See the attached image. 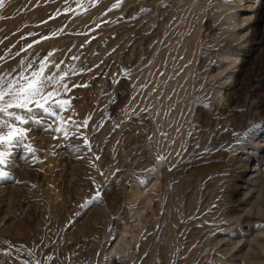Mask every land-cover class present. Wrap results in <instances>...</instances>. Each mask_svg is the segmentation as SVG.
Instances as JSON below:
<instances>
[{
	"label": "rangeland",
	"instance_id": "1",
	"mask_svg": "<svg viewBox=\"0 0 264 264\" xmlns=\"http://www.w3.org/2000/svg\"><path fill=\"white\" fill-rule=\"evenodd\" d=\"M46 56L70 105L9 121L0 264H264V0H3L0 76Z\"/></svg>",
	"mask_w": 264,
	"mask_h": 264
},
{
	"label": "snow or ice",
	"instance_id": "2",
	"mask_svg": "<svg viewBox=\"0 0 264 264\" xmlns=\"http://www.w3.org/2000/svg\"><path fill=\"white\" fill-rule=\"evenodd\" d=\"M3 6V0H0V7ZM119 5H117L118 7ZM33 45L29 44L31 48ZM51 53L49 54V56ZM42 62L38 66H32L29 72L26 73L22 66L18 79L5 80L0 76V114L8 117V120H0V181L10 178L9 172L5 167L9 163V158L12 155V149L23 143L26 130L17 127L16 124L10 123V120L18 121L20 124H28L32 120L36 124L43 122V116L39 119L35 116V111L30 105H34L35 109L42 111L44 115L54 116L57 119L63 120V117L57 116L56 108L64 110L70 105V101L61 97L69 91V85L66 81V73L62 71L53 72L52 67L59 68L58 64H53L48 56L41 58ZM75 71V69H73ZM7 85V86H5ZM86 85L73 84L72 87H84ZM9 109H22L29 113V116L19 115L16 112H10ZM88 119H84L82 125H75L77 130L79 127H87ZM3 129H7L4 131ZM57 133H62L65 139L70 137V132L63 126L55 128ZM85 144L88 143L87 138H84ZM27 153H34V149L30 145H25ZM74 151L78 149H73ZM99 159V157H96ZM161 160L163 158H160ZM100 193H96V198H99Z\"/></svg>",
	"mask_w": 264,
	"mask_h": 264
}]
</instances>
